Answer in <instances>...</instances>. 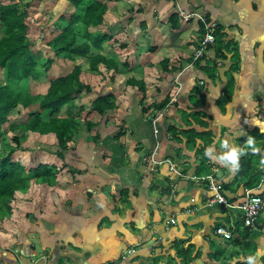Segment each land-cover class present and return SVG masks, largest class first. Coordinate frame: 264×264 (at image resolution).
Instances as JSON below:
<instances>
[{
    "label": "crops",
    "instance_id": "obj_1",
    "mask_svg": "<svg viewBox=\"0 0 264 264\" xmlns=\"http://www.w3.org/2000/svg\"><path fill=\"white\" fill-rule=\"evenodd\" d=\"M123 2L127 6L122 7ZM106 8L103 25L112 26L119 20L125 26L124 33L118 31L117 36L107 41L113 44L110 57L120 56L116 60L119 67L113 74L115 79L110 80L115 82L112 85L123 83L124 78L125 84L130 79L147 80L148 95L160 103L175 73L161 69L159 75L153 74L152 64L156 61L148 50L156 47L157 54L163 46L168 47L167 52L177 47L180 82L184 85L178 95V110H187L191 90L197 82L202 85V99L189 112H201L198 115L206 122V129L195 124L192 127L208 131L206 141L213 145L209 148L212 156H208V164L201 165L202 159L198 156L197 160L194 150H185L183 137L178 142L171 141L161 130L159 157H167L177 172L163 164L148 173L142 159L152 149L153 140L150 125L138 105L139 92L126 86L129 103L123 107L120 99L124 92L120 98L119 90L115 91L117 86L113 91L105 90L102 85L106 82L102 80L100 89H90L76 98L73 113L81 108L80 117L63 159L57 150L44 147L49 144H40L41 151L28 157L15 151V157L22 158L28 170L37 173V169L48 168L49 176L43 180L26 170L23 186L11 196L9 212L2 205L0 264H104L119 253L123 244L119 237L130 243L134 233L145 226L151 231L155 229L158 246L173 238L185 240L184 246H194L195 251H200L201 261L195 260L193 264H264L263 220L261 229L245 234L238 210L208 206L207 185L192 181L212 176L221 187L223 180L232 186H227L221 195L230 203H239L242 185L232 184L236 168L230 161L221 163L215 157L233 147L244 148L238 159L256 154V166L264 170V0H108ZM179 10L200 13L215 22L224 35V43H228L226 55L237 51L238 69L232 74L233 92L224 111L216 101L227 82L229 58L221 63L211 48L198 65L191 64L190 57L201 35L200 25L196 20L184 22L178 17V27L172 30L168 19ZM152 34L156 37L149 42ZM196 36L199 38L195 42L194 38L190 40ZM147 44L145 53H136L138 47L145 50ZM106 54L104 51L103 55ZM166 58L171 57L163 55L162 60ZM206 61L217 64L216 78L212 81L204 73ZM108 94L114 97V110H107L104 115L91 110L97 97ZM83 97H88L86 107L79 101ZM130 105L132 112L128 110ZM124 113L127 116H122ZM86 124L92 126L90 131ZM180 124L185 127L178 121ZM247 135L254 139L256 151L250 149L247 139L241 141ZM258 135L263 136L257 138ZM50 137L55 144L54 136ZM225 141L227 145L223 146ZM202 166L205 169L198 174ZM171 179L175 180L170 182ZM258 186L256 193H264V179ZM170 219L175 220L174 225L165 226ZM238 222L239 231L235 225ZM216 226L231 231L230 240L235 241L230 243L214 234ZM215 249L220 251L219 260H208ZM250 255L255 257L254 261H248Z\"/></svg>",
    "mask_w": 264,
    "mask_h": 264
},
{
    "label": "trees",
    "instance_id": "obj_2",
    "mask_svg": "<svg viewBox=\"0 0 264 264\" xmlns=\"http://www.w3.org/2000/svg\"><path fill=\"white\" fill-rule=\"evenodd\" d=\"M39 1L41 0H30L23 8H20L19 0H5V3L0 2V149L3 147L5 148V152H0L1 212L3 210L2 205H5L4 208L9 212V203L12 200V194L23 186V181L27 177L26 170H28V167L22 164L21 159L15 157V151L18 148L25 151L24 148H21L23 136L33 134L35 137L44 138L53 135L58 154L60 155L59 158L63 159L64 152L68 148L67 145L71 141L76 130L75 122H77L80 117L79 110L81 108L77 109V113H73L76 98L82 91L86 90L90 92V89H92L90 84L86 86L79 82L82 69L78 65H74L70 72L63 76L51 78L48 82L46 92L42 94H31L28 87L29 80H37L39 74L47 71L57 58H63L70 62H73L76 58L86 60V71L92 74L90 77L91 81H93V78L97 75L98 78L100 77L102 80L107 79L110 81L114 76L113 74L115 72L117 73L119 67L115 56L108 57L102 54L103 43L111 40L113 36L106 33L107 31H97V29L104 26L103 17L107 10L106 1L108 0L102 2L100 0H65L69 9L59 15L55 22L46 25L44 29L41 23L43 20L38 22L34 17L37 13L36 7ZM207 20L209 19L207 18ZM168 21L172 30L177 29L178 15L175 13L172 14ZM32 27L37 28L40 34H31L34 33V31L31 32ZM49 28L52 29L50 30ZM92 29L96 30L92 31ZM199 31L202 32L201 25ZM213 35L215 38L214 43L208 46L203 57L192 64L198 65L211 48L214 49L215 59L221 63L229 58L230 65L226 72L227 82L224 90L220 93L216 101L218 108L224 111L226 103L232 96L234 84V77L232 74L238 69V56L237 51H233L229 57L226 55L228 43H224V35L221 34L217 26ZM156 51L157 48L153 47L148 50V53L151 55ZM190 59L192 60V55ZM159 63L162 70L175 73V75L179 72L178 70L181 69V64H178V66H170V62L167 58ZM216 66L217 64L213 61H206L203 67L204 73L209 81L216 78ZM126 84L128 87L135 88L137 92H139L140 98L138 105L141 108V114L146 117L149 125H151V121L156 114L168 103L172 89L174 90V88L170 86V89L167 90L168 92L164 94V99L158 104L155 101L147 103V99L152 97L151 94L148 95L147 92L149 86L147 80L139 82L130 79L127 80ZM155 88L157 92H160L158 86ZM201 89H203L202 85L197 82L196 86L191 90L192 95L188 97L190 106L187 107V110H178V98L177 101L171 105V108L175 110L174 115L177 119V123L176 125L172 124L168 126L167 133H169V135H166L169 140L175 142H178L180 139L179 137H184L182 141L184 142L185 150L187 152L194 150L197 154H201V165H204L209 162V155H206V151L213 145L206 140H203V143L199 145L197 144L199 139L195 137L198 136L202 138L204 135H208V131L202 129L196 131V129L192 127V124L204 129H206L207 124L199 118L198 114L201 113L200 111L189 112V110L195 108L199 104L200 99H202V94L200 93ZM113 98L111 94L97 97L92 103L91 110L99 115H104L107 110H114L115 104ZM35 104L37 109L30 110L24 121H19L14 118V115L16 116L19 112L21 113V110ZM178 121L185 127L181 124L178 125ZM85 127L88 131L92 128L89 124H86ZM159 128H161V125ZM8 136L14 144L13 147L5 144ZM262 136L263 135H258L257 138H261ZM246 139H249L248 135L243 137L241 141H245ZM248 146L252 149L256 147V143L253 141V144ZM255 159L258 160L256 154H252L248 158L243 157L238 159V167H236V171L234 172L232 184H235L237 187L242 185L241 188L243 191L245 188L252 189L257 187L264 179V170H259L257 168ZM204 169L203 166L199 167L198 174ZM48 170V168L37 169V173L33 172L32 169L28 171H30L34 177L46 180L49 176ZM196 176L199 177L200 175ZM192 181H198L208 185V181L204 179ZM223 182L225 181L222 180L220 190L222 194L227 186H232L231 184L227 185ZM208 192L210 193V198L212 194L209 190ZM242 195L239 197L242 198ZM261 196L264 197V193H262ZM230 201L234 202L233 199ZM216 206L221 207V205L217 203L211 207L214 208ZM235 225L237 231H239L240 223L238 222ZM243 232L247 234L248 229H244ZM226 241L233 243L235 240ZM185 243V240L173 238L168 239L166 244L161 243L158 247L164 252H172V255L169 254V264H193V262L198 259L201 261L199 258L200 251H195L194 246L190 244L184 246ZM219 254L220 251L215 249L207 259L218 261ZM157 260H159V257H156L152 264H156ZM104 264H114V261Z\"/></svg>",
    "mask_w": 264,
    "mask_h": 264
},
{
    "label": "rangeland",
    "instance_id": "obj_3",
    "mask_svg": "<svg viewBox=\"0 0 264 264\" xmlns=\"http://www.w3.org/2000/svg\"><path fill=\"white\" fill-rule=\"evenodd\" d=\"M0 2L5 3V0H0ZM28 2H30V0H19L20 8H23L25 6V4H28ZM123 3H124V5L122 7L127 6L126 2H123ZM36 8H37L36 9L37 13L35 14L34 17L36 18V20H38V22L43 20V22H41V23H42L43 29H44V28H46V25H49L51 22H55L58 19L59 15L63 14L67 9H69V6L64 0H41V1H39L38 6ZM108 25H109V23H108ZM49 29L51 30L52 28H49ZM93 30H96V29H92V31ZM32 31H34V33H31L33 35H37V34L39 35L40 34L39 31L37 30V28H35V27L31 28V32ZM97 31L98 32L107 31L108 34H110L114 37V36H117L116 34L118 31H121L124 33L125 26L123 24V21L118 20V22L113 23L112 26H105L104 25L102 28L97 29ZM155 37L156 36L154 34H152V38L149 40V42L150 41L153 42ZM192 38H194L193 41L195 42V40L198 39L199 36L191 37L190 40ZM180 39H182V37ZM104 43H103L104 48H102V53L104 54V51H105L106 53H108V54H106V56L110 57L111 55L109 54V52H110L109 50L113 47V44H111L112 42H110V43L106 42L105 44ZM165 48H168V47L163 46V47H161L162 50L160 52H157V54L155 52L151 55V58L155 57L154 59L156 61L155 65L152 64L153 74L159 75V73L162 71L161 70L162 68H161V65L159 62L163 59V55L166 57H171V58H169L170 66H173V65L178 66V63H179V61H178V48L177 47H171L170 52H172V54L170 52H167L168 49H165ZM141 49H142L141 47H138L136 50V53L137 54L145 53V51L148 50V44H147L145 50H141ZM183 51L186 52L187 50L186 49L184 50V48H183ZM173 54H176V55L172 57ZM115 59L120 60V56L119 55H118V57L115 56ZM85 62H86V60H82V59L79 60L78 58H76L73 62H70V61L65 60L63 58H57L55 60V62L49 67V69L47 71L39 74V78L37 80H29L28 87L30 89L31 94H33V95L39 94V93L42 94V93L46 92L48 82L51 78L57 77V76H63L65 74H67L68 72H70V70L72 69V67L74 65H78L82 69L81 78H79L80 79L79 82H81L82 85L88 86L90 84L92 86V89L95 90V89H97V87L100 89V86L102 85V78H100V77L98 78V75H97L95 78H93V81H91L90 77L92 76V74L89 73L88 71H86ZM0 79H1V75H0ZM114 79H115V76L112 78V80H114ZM124 81H125V78H124ZM124 81L121 84L119 82H117V85H112V83L114 84L115 82L114 81L111 82V81L106 79V80H104V82H106V83H104L102 86H105L104 89L108 90V91L109 90L113 91L114 90L113 87L117 86V89H115V91L119 90V92H117L118 93L117 95H119L120 98H121V94H123V92H124L123 98H121V99L119 98V99L123 103L122 106L126 107L125 104L129 103V101H128V98H126L125 96L127 95V93L129 91H126L128 88L126 87L127 85L125 84ZM181 84H183V83L181 82ZM183 86H182L180 93L183 92V90H184ZM169 88H170V85H169ZM83 92H88V91H86V90L82 91L81 96L85 95ZM87 98L88 97H85V98L83 97L82 98L83 100H79L80 103H81V101H83L84 107H86L87 102L89 103ZM117 98H118V96H117ZM153 101H155L154 98L153 99H151V98L147 99V103H151ZM130 104H131V102H130ZM74 108H76V107H74ZM35 109H37L36 104L29 106L28 108L21 110V113L19 112L18 115H16V116L14 115V118L16 120H19V121H24L27 117V113L30 110H35ZM128 110L130 112H132L131 105L129 106ZM174 113H175L174 108H171V106H170L169 110L167 112H165V114L163 115L162 121L159 122V127L161 125V128H159V133H158L159 138L161 136L160 135L161 130H163V133H165V135L166 134L169 135V133H167L168 125H172L176 121V117L174 116ZM88 114L89 113H86V116ZM129 114H131V113H129ZM123 115L127 116L126 113L122 114V116ZM86 116L84 115V118H87ZM112 116L115 117V120H116V116H114V115H112ZM166 137H167V135H166ZM195 138L199 139L197 141V144L199 145V144L203 143V140H207V135H204L202 138H200L198 136H196ZM182 139L184 140V137ZM5 144L10 145L11 147L14 146V144L12 143L11 138L9 136L6 139ZM40 144H41V146H42V144H49V145H45L44 147L46 149H49V150L51 148L54 151L57 150V147L54 144V140L52 137L41 138V137H35L33 134H29L28 136L27 135L23 136V140L21 143V148H24L25 151L22 150V152H20L19 148H18L17 149L18 151L16 152V154L20 153V154H22V156L27 154V155H25L26 157H28V154H31V153H32V155H35L34 153H39V151H41L40 149H38ZM170 146L171 145L169 144V147ZM215 147L219 148V146H216V145H215ZM0 152H5V148L4 147L1 148ZM175 152L178 153V150H176ZM215 152H216V150H215ZM200 153H202V152H200ZM198 156L202 157L201 154H197V157ZM18 157H20V156H18ZM199 157L197 158L198 161L200 159ZM166 159H167V157H166ZM173 180H175V179H171L170 182H172ZM176 186H178V184H176L175 187ZM259 219L261 221L263 220V224H264V213H261V215L259 216ZM146 227L147 226L140 229V230H142V232H140V230L136 231L133 235V239H132L133 241H131L130 243L122 240V238L119 237V240L123 244L119 250V253H117L116 255H114L112 257L114 264H152V263H154L156 257H159V260H157L156 264H169V260H168L169 254L172 255V252L170 253L169 251H166V252L162 251V249L158 247L159 241H157V237L154 236V234L157 235V233L155 232V229H154V231H151L150 229H148ZM135 247H137V248H135ZM164 250H165V247H164ZM107 262H112V261H110V259L108 258L105 263H107Z\"/></svg>",
    "mask_w": 264,
    "mask_h": 264
},
{
    "label": "built area",
    "instance_id": "obj_4",
    "mask_svg": "<svg viewBox=\"0 0 264 264\" xmlns=\"http://www.w3.org/2000/svg\"><path fill=\"white\" fill-rule=\"evenodd\" d=\"M178 17L184 21L196 20L202 26V32L198 40L197 46L192 53L191 64L203 57L209 45L213 44L215 41L213 32L216 28V24L213 21L207 20V18L200 13H186L179 10L177 13ZM181 72H178L174 78L171 80L170 86L172 93L170 94V99L168 103L160 110L156 116L151 121V137L153 140V147L149 153L143 157L142 164L146 167L148 173L154 172L156 167L163 164H168L170 170L173 173H176L177 170L174 168L173 164L169 160L160 158V138L158 137L159 133V122L162 121V117L165 112L168 111L170 106L177 101L178 95L181 91V82H180ZM208 181L207 189L211 192L212 196L207 199L206 204L208 206H213L214 204H219L225 208L237 209L241 215L242 225L248 230H258L261 229L263 224L259 219L260 213L264 210V197L261 194L256 193V190L260 187L257 186L252 189L245 188L243 191L242 198L239 203H230L226 200L224 196L221 195L220 183L216 181L212 176L206 178ZM174 219L170 220L171 224H174ZM168 223V222H167ZM214 233L216 235L222 236L223 238L230 239L231 231L218 226Z\"/></svg>",
    "mask_w": 264,
    "mask_h": 264
},
{
    "label": "clouds",
    "instance_id": "obj_5",
    "mask_svg": "<svg viewBox=\"0 0 264 264\" xmlns=\"http://www.w3.org/2000/svg\"><path fill=\"white\" fill-rule=\"evenodd\" d=\"M174 78V77H173ZM169 110V109H168ZM248 145H252L253 144V138L252 137H249L248 141H247ZM227 145V142L225 141L224 142V145L223 146H226ZM244 148H237V147H233L231 148L230 150L226 151L223 153V155L221 156H218V157H215V159L219 160L221 163H225L227 161H230L233 168H236L238 167V156L244 152ZM253 151H256L257 149L255 147H253L252 149ZM206 155H209V156H212V152H211V149H208L206 151ZM166 159V158H164ZM168 160V159H167ZM170 161V160H169ZM171 220V219H170ZM170 220L166 222V225L167 227L169 226H173L174 224H171L170 223ZM175 221V220H174ZM175 223V222H174ZM217 228V227H216ZM215 228V229H216ZM247 229V228H246ZM215 231V230H214ZM231 238H232V234H231ZM230 238V239H231ZM230 239H227V240H230ZM248 261H254L255 257L254 256H248L247 257Z\"/></svg>",
    "mask_w": 264,
    "mask_h": 264
}]
</instances>
